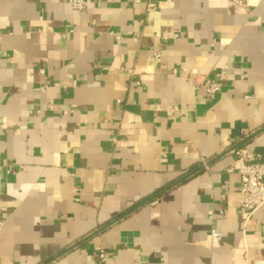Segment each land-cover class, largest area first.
Here are the masks:
<instances>
[{"label":"crops","instance_id":"crops-1","mask_svg":"<svg viewBox=\"0 0 264 264\" xmlns=\"http://www.w3.org/2000/svg\"><path fill=\"white\" fill-rule=\"evenodd\" d=\"M242 145L264 0H0V264H264Z\"/></svg>","mask_w":264,"mask_h":264},{"label":"built area","instance_id":"built-area-1","mask_svg":"<svg viewBox=\"0 0 264 264\" xmlns=\"http://www.w3.org/2000/svg\"><path fill=\"white\" fill-rule=\"evenodd\" d=\"M236 5L248 8L251 5V0H228ZM77 6H81L76 2ZM224 72L218 74V79L208 84L202 85L206 94L209 97L219 93L224 83ZM178 108L172 106L168 111L169 115L174 114ZM235 155V166L229 172H236L240 178V192L242 195L241 205L250 214L256 212L264 205V170L258 162L257 157L245 146H240L232 151ZM206 167V162H202ZM2 233V223L0 222V236ZM215 235V234H214ZM100 264H109V258L104 250L98 253Z\"/></svg>","mask_w":264,"mask_h":264}]
</instances>
